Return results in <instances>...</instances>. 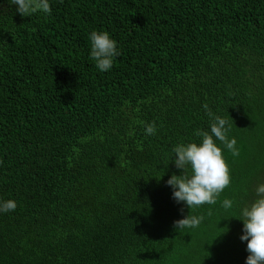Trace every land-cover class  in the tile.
Listing matches in <instances>:
<instances>
[{
  "label": "trees",
  "instance_id": "trees-1",
  "mask_svg": "<svg viewBox=\"0 0 264 264\" xmlns=\"http://www.w3.org/2000/svg\"><path fill=\"white\" fill-rule=\"evenodd\" d=\"M50 2L28 17L0 0V198L17 202L0 213V264H245L230 215L264 182V0ZM93 30L117 41L109 71ZM204 105L239 155L216 141L231 183L188 209L169 159L209 130ZM186 215L204 219L177 228Z\"/></svg>",
  "mask_w": 264,
  "mask_h": 264
},
{
  "label": "clouds",
  "instance_id": "clouds-1",
  "mask_svg": "<svg viewBox=\"0 0 264 264\" xmlns=\"http://www.w3.org/2000/svg\"><path fill=\"white\" fill-rule=\"evenodd\" d=\"M9 3L15 5L16 12L21 16L31 17L38 13L50 15L52 12L50 0H9ZM89 42V56L95 62V67L101 72L109 71L114 59L120 55L117 41L105 30H93L89 33ZM204 108L210 120L209 130L195 129L193 135L199 137V142L176 144L169 159L182 172L180 175H170L166 183L172 189V198L188 209L215 204L220 193L231 183L229 166L216 141L233 156L239 155L235 137L228 136V120L209 110L207 105ZM144 131L146 135H155L156 124H146ZM253 191V199L239 207L237 215L230 216L243 222L239 239L246 241L248 255L245 264H264V182H258ZM16 207L14 199L0 198V213L13 212ZM222 207L225 210L233 209L234 201L225 198ZM203 219V216L186 215L175 221V225L177 228H196Z\"/></svg>",
  "mask_w": 264,
  "mask_h": 264
}]
</instances>
